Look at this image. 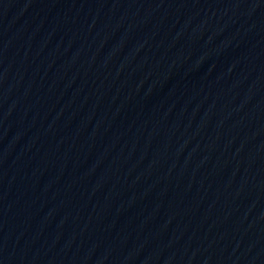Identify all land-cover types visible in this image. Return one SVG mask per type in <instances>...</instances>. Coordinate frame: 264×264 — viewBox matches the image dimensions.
<instances>
[{
    "label": "water",
    "instance_id": "water-1",
    "mask_svg": "<svg viewBox=\"0 0 264 264\" xmlns=\"http://www.w3.org/2000/svg\"><path fill=\"white\" fill-rule=\"evenodd\" d=\"M0 264H264V0H0Z\"/></svg>",
    "mask_w": 264,
    "mask_h": 264
}]
</instances>
